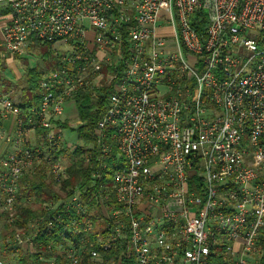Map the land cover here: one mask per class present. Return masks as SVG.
<instances>
[{
	"label": "built area",
	"instance_id": "1",
	"mask_svg": "<svg viewBox=\"0 0 264 264\" xmlns=\"http://www.w3.org/2000/svg\"><path fill=\"white\" fill-rule=\"evenodd\" d=\"M43 43L64 49L37 105L0 91V118L16 114L0 157L8 264H264V0H0V49ZM103 88L86 176L67 184L63 104Z\"/></svg>",
	"mask_w": 264,
	"mask_h": 264
},
{
	"label": "trees",
	"instance_id": "2",
	"mask_svg": "<svg viewBox=\"0 0 264 264\" xmlns=\"http://www.w3.org/2000/svg\"><path fill=\"white\" fill-rule=\"evenodd\" d=\"M6 69L7 67L4 60L0 58V91L8 92L11 99H13L14 93L18 91L19 98L18 101L14 102V106L22 110L37 105L40 97L38 81L42 71L37 67L27 66L26 61L25 74L23 81H21L23 83H20L19 80H12L13 76L11 72L9 70L6 71ZM6 73L8 74V77ZM100 92L102 95H99L98 97H94L90 91H79L75 95L74 101L77 108L76 119L78 121V126L74 130L77 132V137L81 142L73 151L76 159L74 164L71 165L68 170L69 179L66 181L67 184L74 183L86 176L87 166L85 161L87 147L93 143V129L101 111L104 109L107 88H103ZM60 125L65 126L62 123H60ZM81 154H84V156L80 157ZM23 180L28 181L29 183V186L25 189L27 194L34 195L35 201L41 202L43 200L42 195L44 194V189L48 187V185L44 183L42 177H25ZM34 213V210L24 208L20 212V220L17 222V225H23L27 218L32 216ZM5 217V213L0 211V223L6 229L7 226L4 222ZM4 256L5 254L0 252V258L4 260ZM31 257L33 256H25L20 258L17 263L12 264H30ZM33 264L43 263H39L36 259H33ZM210 264H226V262L219 254H214L210 259Z\"/></svg>",
	"mask_w": 264,
	"mask_h": 264
},
{
	"label": "rangeland",
	"instance_id": "3",
	"mask_svg": "<svg viewBox=\"0 0 264 264\" xmlns=\"http://www.w3.org/2000/svg\"><path fill=\"white\" fill-rule=\"evenodd\" d=\"M157 35L170 37V27L165 24L160 25V28L157 29ZM87 37L91 38L90 32H87ZM63 49V47L57 48V46L53 45L52 43L33 44L22 56H15L10 54L8 55V70L12 71L14 74H16V72H19L18 74L21 78L22 76H24L25 62L27 61V66L37 67L42 72H47L48 70H51L55 67L57 63V54H61L63 52ZM186 56L187 58H189V60L193 58V54L189 52H186ZM19 82L21 83V79L19 80ZM76 115L77 108L75 101L74 99L70 98L63 104V116L66 119H64V121L62 122V124H64L65 126H61L64 129V139L68 141L72 146H78L81 142L77 137V132L74 130L78 126ZM5 230L6 229L0 223V236L4 235ZM4 257V264H8V252L5 253ZM14 263H17V261H14Z\"/></svg>",
	"mask_w": 264,
	"mask_h": 264
},
{
	"label": "crops",
	"instance_id": "4",
	"mask_svg": "<svg viewBox=\"0 0 264 264\" xmlns=\"http://www.w3.org/2000/svg\"><path fill=\"white\" fill-rule=\"evenodd\" d=\"M8 55L9 54L7 52H4L3 50L0 49V58L4 60V63L7 67L6 71H8ZM10 72L13 76L12 80L16 81L21 79V81H23L24 76L20 78L18 74L19 72H16V74H14L12 71ZM18 98H19V92L17 91L14 93L13 96L14 100L12 99L13 102L18 101ZM15 132H16V114L14 112L7 114L6 117L0 118V157L6 156L12 150V141L15 136Z\"/></svg>",
	"mask_w": 264,
	"mask_h": 264
}]
</instances>
